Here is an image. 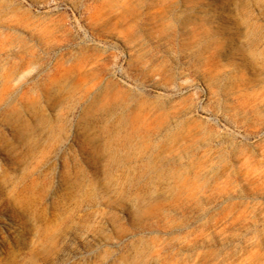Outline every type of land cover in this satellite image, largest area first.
Instances as JSON below:
<instances>
[{
	"label": "rangeland",
	"instance_id": "374dc122",
	"mask_svg": "<svg viewBox=\"0 0 264 264\" xmlns=\"http://www.w3.org/2000/svg\"><path fill=\"white\" fill-rule=\"evenodd\" d=\"M0 264H264V0H0Z\"/></svg>",
	"mask_w": 264,
	"mask_h": 264
},
{
	"label": "bare ground",
	"instance_id": "6f19581e",
	"mask_svg": "<svg viewBox=\"0 0 264 264\" xmlns=\"http://www.w3.org/2000/svg\"><path fill=\"white\" fill-rule=\"evenodd\" d=\"M149 15V14H148ZM166 16L165 13H158L153 15L154 18H161ZM122 17L127 18V19H134L139 17V14L136 12H132V11H128L122 14ZM196 62L200 65H205L208 64V59L203 57V56H198L196 58ZM136 70L139 74H143V73H147V69H144L141 66H136ZM82 73V72H81ZM78 79H75L71 84H70V88H73L76 83H77ZM122 83V81H121ZM106 85H107V89H106V94H108L109 96L106 97H99L98 95H94L92 100L88 103V108L93 109V110H97L98 108L101 107H106V106H110L111 104L114 103H123L124 99L126 96L130 95V91H128L125 88L122 87H117V83L115 80L113 79H108L106 80ZM126 85V84H125ZM139 98H141V100L143 102H145V94H141L138 96ZM142 102V104L139 106V110L144 112V118L141 121H136L132 120V122H130V129L129 130H124L121 131L119 129H116L114 127H106V126H98V127H94L89 125V131L86 133V135L89 138H92L93 141L96 142L95 147H99V141L101 136H104L105 139H107L109 142H112L113 140L116 139H122V140H126L129 139L131 137H137V138H147L150 137L151 135H154L159 129H160V124H158V122L156 121V111L159 109V104L158 103H154L151 105H147L146 103L144 104ZM99 148H97L98 150ZM66 179H68L66 177ZM112 185H124L123 182H117V180H115L114 182L111 183ZM67 185H76L77 187H82V194L77 196H72L74 201H75V205L79 206L80 204H88L89 201L93 198L92 194L90 193V186L88 185H94L93 183H89L87 181H85L83 179V177H81V175L76 179H68V184ZM121 195H124L123 193H121ZM136 200V198H135ZM137 202V201H136ZM132 204V212L134 213V215H138V214H151L153 213L154 210H156V208H158L157 204H148L145 206H140L137 203Z\"/></svg>",
	"mask_w": 264,
	"mask_h": 264
}]
</instances>
